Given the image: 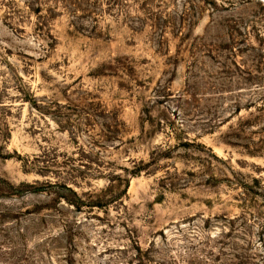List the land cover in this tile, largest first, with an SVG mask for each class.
<instances>
[{"label":"rangeland","instance_id":"374dc122","mask_svg":"<svg viewBox=\"0 0 264 264\" xmlns=\"http://www.w3.org/2000/svg\"><path fill=\"white\" fill-rule=\"evenodd\" d=\"M0 264H264V0H0Z\"/></svg>","mask_w":264,"mask_h":264},{"label":"trees","instance_id":"16d2710c","mask_svg":"<svg viewBox=\"0 0 264 264\" xmlns=\"http://www.w3.org/2000/svg\"><path fill=\"white\" fill-rule=\"evenodd\" d=\"M237 246V245H236ZM234 251L237 253V251H238V249L237 248H234ZM235 253V254H236ZM237 255V254H236ZM235 256V255H234ZM245 259H247V258H245Z\"/></svg>","mask_w":264,"mask_h":264}]
</instances>
